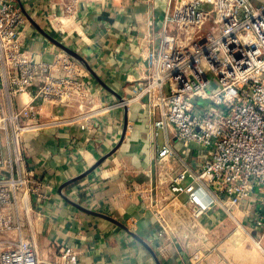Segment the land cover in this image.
Here are the masks:
<instances>
[{"label": "built area", "instance_id": "built-area-1", "mask_svg": "<svg viewBox=\"0 0 264 264\" xmlns=\"http://www.w3.org/2000/svg\"><path fill=\"white\" fill-rule=\"evenodd\" d=\"M24 6V0H0V264H82L78 251L63 245L59 259L46 262L23 234L32 197H45L41 174L28 164L25 136L81 118L100 120L134 102L155 129H172L179 142L203 156L176 174L160 172L166 191L149 201L159 220L167 222L164 209L182 207L185 194L195 219L219 208L237 229L264 240V4L166 0L160 30L147 34V74L132 96L108 102L98 99L93 80L64 50L35 56L23 31ZM74 8L69 4L65 11ZM59 15L54 12L51 20ZM50 107L70 114L46 113ZM176 159L183 160L169 141L159 148V166Z\"/></svg>", "mask_w": 264, "mask_h": 264}, {"label": "crops", "instance_id": "crops-1", "mask_svg": "<svg viewBox=\"0 0 264 264\" xmlns=\"http://www.w3.org/2000/svg\"><path fill=\"white\" fill-rule=\"evenodd\" d=\"M165 1L24 0L23 31L37 57L45 49H61L51 36L78 52L90 67L80 64L94 82L95 95L103 102L114 101L132 96L135 84L147 74V34L160 30ZM69 4L75 5L72 13L65 11ZM54 12L60 14L57 22L51 20ZM51 56L44 55L46 60ZM54 112L70 114L57 107L46 113ZM98 119L81 118L25 136L28 164L41 174L45 197H32L33 212L30 221L24 220L23 234L36 243L40 257L55 263L63 245L78 251L82 264H226L219 252L236 250L230 264H242L241 238L227 237L242 230L233 231L237 222L219 208L195 219L185 194L182 207L164 209L167 222L149 208L150 199L166 191L159 183L160 172L176 174L183 165L197 166L203 156L179 142L172 129H155L140 102ZM168 141L183 160L163 168L157 155ZM127 229L153 248L159 263ZM250 234L254 249L264 252V240ZM254 249L248 250L246 264H255ZM199 250L202 259L195 261Z\"/></svg>", "mask_w": 264, "mask_h": 264}, {"label": "rangeland", "instance_id": "rangeland-1", "mask_svg": "<svg viewBox=\"0 0 264 264\" xmlns=\"http://www.w3.org/2000/svg\"><path fill=\"white\" fill-rule=\"evenodd\" d=\"M254 1H255V3H258V4H264V0H254ZM212 7H213L212 2H210V1L205 2L204 8L206 10H210ZM234 229L235 230H233V231H236L237 226ZM241 232H242V234L241 233L240 234L239 233L234 234L233 232H231L232 234L230 233L229 235H227V237H228V239L233 237V238H235V240L238 236L241 238L240 245L242 247L240 248L239 258H240V262L242 264H246V262L248 261L246 259L249 256L248 250L254 249L255 244L252 242L253 238H252L250 232L244 231V230H242ZM226 240L227 239H225V241ZM245 241H247V242H245ZM228 247H229V244H228ZM222 251H223V253H222ZM219 253H220L219 256L222 258L224 263L227 262L226 264H230V260L233 261V258H234L233 256L238 254V252L236 250L234 252H231V253L229 251L221 250ZM251 257H253V259L255 260V264H264V252L262 250H260L259 248L254 249V255Z\"/></svg>", "mask_w": 264, "mask_h": 264}, {"label": "water", "instance_id": "water-1", "mask_svg": "<svg viewBox=\"0 0 264 264\" xmlns=\"http://www.w3.org/2000/svg\"><path fill=\"white\" fill-rule=\"evenodd\" d=\"M50 37V36H49ZM50 39L54 42V43H56L62 50H64L65 52H67L69 55H71L72 57H74L82 66H84V67H86V68H90L89 66H88V63L84 60V58L78 53V52H76L75 50H73L72 48H70L69 46H67V45H65L64 43H62V42H60L58 39H56V38H54V37H50ZM113 152V151H112ZM111 152V153H112ZM110 153V154H111ZM109 154V155H110ZM108 156V155H107ZM107 156H104L103 158H101V160L99 161V162H97L89 171H87L85 174H83V175H86L87 173H89V172H91L94 168H96V166L97 165H99V163H101V161L103 160V159H105V157H107ZM74 180V179H73ZM73 180H70L69 182H66L65 184H63L62 186H61V189L65 186V185H67L68 183H70V182H72ZM90 211V210H89ZM91 213H94L93 211H90ZM104 217H106V218H108V219H111V220H113L114 222H116V223H118V224H120L117 220H115V219H113V218H110V217H108V216H105V215H103ZM129 232H130V234H132L133 236H135L142 244H144V246H146V248L150 251V253L153 255V257L155 258V260L159 263V258H158V256H157V254H156V252L153 250V248L145 241V240H143L142 238H140L138 235H136L133 231H131V230H129V229H127Z\"/></svg>", "mask_w": 264, "mask_h": 264}]
</instances>
